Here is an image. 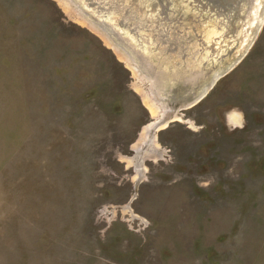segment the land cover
Wrapping results in <instances>:
<instances>
[{
	"label": "rangeland",
	"instance_id": "obj_1",
	"mask_svg": "<svg viewBox=\"0 0 264 264\" xmlns=\"http://www.w3.org/2000/svg\"><path fill=\"white\" fill-rule=\"evenodd\" d=\"M0 264H264V0H0Z\"/></svg>",
	"mask_w": 264,
	"mask_h": 264
}]
</instances>
